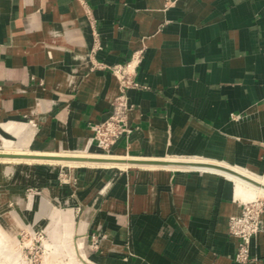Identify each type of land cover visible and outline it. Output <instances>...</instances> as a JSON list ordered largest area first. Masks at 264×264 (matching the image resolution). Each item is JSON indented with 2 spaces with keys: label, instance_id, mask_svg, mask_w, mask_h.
<instances>
[{
  "label": "crops",
  "instance_id": "0c3cea01",
  "mask_svg": "<svg viewBox=\"0 0 264 264\" xmlns=\"http://www.w3.org/2000/svg\"><path fill=\"white\" fill-rule=\"evenodd\" d=\"M84 1L89 14L78 0H0V133L27 123L32 150L101 151L88 141L118 93L107 67L137 56L132 132L111 150L264 177V0ZM101 180L82 193V223L103 264H242L228 221L255 193L225 174L150 165ZM262 221L246 264H264Z\"/></svg>",
  "mask_w": 264,
  "mask_h": 264
},
{
  "label": "rangeland",
  "instance_id": "374dc122",
  "mask_svg": "<svg viewBox=\"0 0 264 264\" xmlns=\"http://www.w3.org/2000/svg\"><path fill=\"white\" fill-rule=\"evenodd\" d=\"M30 131L10 135L23 150L5 149L1 139L8 136L0 133V264H103L100 233L83 230V191L99 186L111 172L165 163L169 157L149 158L119 149L100 151L106 158L95 160L91 152L74 150L31 155L35 150L24 144L30 143ZM32 171L41 175L38 180L35 173V180H28ZM258 192L254 197L264 196ZM70 196L75 202L67 200Z\"/></svg>",
  "mask_w": 264,
  "mask_h": 264
},
{
  "label": "built area",
  "instance_id": "2783aa9c",
  "mask_svg": "<svg viewBox=\"0 0 264 264\" xmlns=\"http://www.w3.org/2000/svg\"><path fill=\"white\" fill-rule=\"evenodd\" d=\"M87 10L86 2L78 0ZM138 57L126 65H112L107 67L119 80V92L114 96L111 103L109 116L102 122L90 125L98 147L102 150H110L119 139L126 138L132 128L129 125V114L134 108L128 91L138 88L139 83L135 79V70ZM241 211L232 215L228 221L229 234L237 239L235 260L246 264L251 260V247L253 240L262 230V214L264 211V196H257L248 200H241Z\"/></svg>",
  "mask_w": 264,
  "mask_h": 264
},
{
  "label": "bare ground",
  "instance_id": "6f19581e",
  "mask_svg": "<svg viewBox=\"0 0 264 264\" xmlns=\"http://www.w3.org/2000/svg\"><path fill=\"white\" fill-rule=\"evenodd\" d=\"M16 123L17 122H10V123H8L6 125L5 128L6 129L8 128L9 130L13 131L12 129H16V128L15 127L10 128V127L12 125L17 126ZM26 125H27V123L24 124V126H26ZM23 127L18 128L15 131V133L13 132V135L18 134L22 130ZM1 140H2L1 142L3 143L5 149H8V150H16V149L20 150L21 149V148L18 147V145H21V144H15V141H14L12 136L11 137H9V136L5 137L4 136ZM94 142L97 145L95 139L91 138L88 141V143H90V144H92ZM25 144H27V143H25ZM88 146H89V144L86 145L82 149L74 150V151L78 152V153H89V152H91V153L97 155V156H94V160L97 159V158L98 159L106 158L107 155L102 154V152H100V151H91V150L87 149ZM21 150H23V149H21ZM101 151L108 152L109 150L107 151V150H102L101 149ZM39 154H40V152L38 150H35V153L31 154V155H39ZM100 154H102V155H100ZM50 157L52 158V155H50ZM168 157H169V159H166L167 161L165 163H156V162L152 163V162H150L151 164H149V165L154 166V167L165 166V167H175V168H189V169H199V170H211V171L220 172V173L225 174L227 177H229V178H231V179H233L235 181L238 193H240L241 191L246 192L247 190H249V191H253L255 194L258 191L260 193L264 194V177L262 175H258L256 173H253L252 171H249L247 169H242V168H239V167H232V166L226 165L224 163L211 161V160H207V159H203V158L202 159L201 158L180 159L179 156H168ZM82 158H84V157H82ZM89 160H87V161H89ZM212 165L227 167L229 169L234 170L236 173H238V175L230 173V172H228L226 170L220 169V168L212 166ZM33 173H34V171L31 172V175L28 178V180L34 179L33 176H32ZM255 194L253 195V197L255 196ZM82 242H79V244L82 245Z\"/></svg>",
  "mask_w": 264,
  "mask_h": 264
},
{
  "label": "water",
  "instance_id": "95a60500",
  "mask_svg": "<svg viewBox=\"0 0 264 264\" xmlns=\"http://www.w3.org/2000/svg\"><path fill=\"white\" fill-rule=\"evenodd\" d=\"M212 166L218 167V168H220V169H223V170H226V171H228V172H230V173H233V174L238 175V173H236L234 170L229 169V168H227V167L216 166V165H212Z\"/></svg>",
  "mask_w": 264,
  "mask_h": 264
}]
</instances>
